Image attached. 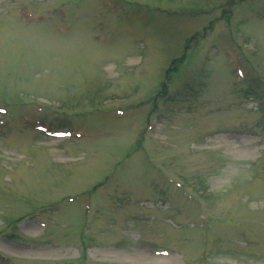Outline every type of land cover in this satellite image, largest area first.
<instances>
[{
  "label": "rangeland",
  "instance_id": "obj_1",
  "mask_svg": "<svg viewBox=\"0 0 264 264\" xmlns=\"http://www.w3.org/2000/svg\"><path fill=\"white\" fill-rule=\"evenodd\" d=\"M0 264H264V0H0Z\"/></svg>",
  "mask_w": 264,
  "mask_h": 264
},
{
  "label": "trees",
  "instance_id": "obj_2",
  "mask_svg": "<svg viewBox=\"0 0 264 264\" xmlns=\"http://www.w3.org/2000/svg\"><path fill=\"white\" fill-rule=\"evenodd\" d=\"M179 63H180V61L175 60L172 68H176V65H178ZM246 93H247L248 95H250V94L256 93V91L253 92V91H251V90H248V91H246Z\"/></svg>",
  "mask_w": 264,
  "mask_h": 264
},
{
  "label": "bare ground",
  "instance_id": "obj_3",
  "mask_svg": "<svg viewBox=\"0 0 264 264\" xmlns=\"http://www.w3.org/2000/svg\"><path fill=\"white\" fill-rule=\"evenodd\" d=\"M142 255H144V256H142ZM142 255H140L141 258H142V257H145V254H142Z\"/></svg>",
  "mask_w": 264,
  "mask_h": 264
}]
</instances>
